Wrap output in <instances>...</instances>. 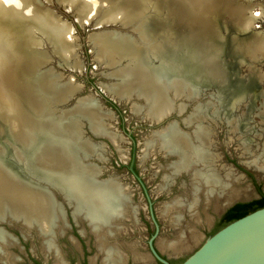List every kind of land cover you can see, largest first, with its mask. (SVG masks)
Masks as SVG:
<instances>
[{"label":"rangeland","instance_id":"1","mask_svg":"<svg viewBox=\"0 0 264 264\" xmlns=\"http://www.w3.org/2000/svg\"><path fill=\"white\" fill-rule=\"evenodd\" d=\"M7 1L0 0V6L6 4ZM143 1L149 6V10L142 20L148 21L158 14L155 9L157 5L154 3L158 0ZM197 1L207 23L204 30L196 32L199 37L203 35L202 43L198 41L200 38L197 39L195 33L191 36L195 42L190 43L192 48L198 44L205 49L203 58L201 59L199 56L200 58L197 60H199L198 62L204 61V63L207 61L209 68L205 69L207 78L204 77V79L209 81L213 88L202 90L198 101L206 106L209 101L212 102L217 115L213 111L209 114L198 113L195 109L196 103L180 100L178 104L184 103L187 106L182 114L174 113L162 123L153 125L142 118L141 113L144 115L146 111L142 107L146 104L143 99L134 96L132 100L127 97L131 101L122 100L120 102L118 100L121 99L112 93L110 88L122 83V78L117 74L121 69L128 68L129 64L127 60H121L122 62L120 61L119 64L112 67L108 65L110 62L119 60V56L118 54L114 55V52L111 51L105 52L103 49L102 41H99L101 37H98L101 35L98 33L105 29L96 30L92 24H88L90 21L85 17L90 4L87 2L88 5L83 11L77 9L80 7L74 8L75 13L62 7L57 0H51V3L46 4H43L42 0H31L34 7H39L38 9L52 14L51 17L55 22L71 29V34L67 39L73 48L70 57L66 58L61 54L58 42L56 44V41L54 42L53 39L40 33L33 34L34 41L31 45H27L26 51L45 55L46 57L41 56L40 60L44 57L48 60L45 65L40 66L39 72H41H36L34 78H39L38 74V76L42 74L41 78L51 76L52 79L48 83L53 88L63 89L73 86L78 89L71 95L75 98L68 97L66 100L62 98L63 100L59 99L60 101L56 103H53L52 98L46 95L44 103L46 102L45 104L48 105L47 110L53 109V114H48L51 116L48 118L55 122L56 120L52 119L55 113H58L57 121L68 116L69 120L67 121L78 126L79 141L95 147V152L91 155L100 156L99 147H104L105 161H97V157H94L91 162L97 163L103 168L101 179H116L122 185L123 190L124 187L128 190L124 191L128 192L126 195L130 200H128L130 207H127L126 219L116 222V225H123L122 229L104 227L105 231H101L105 236L102 241L104 246L117 252L115 255L117 258L107 262L105 248L98 235L91 229L88 222L75 221L72 217V209L65 204L63 197L57 194V200L64 202L67 211L66 226L64 227L61 220L55 223L56 232H59L62 227L64 230V234L56 238L57 252L48 251L49 245L45 243L46 239L40 235L37 229L27 231L21 224L4 223L0 224V227L4 228L8 235L16 240V242H10L11 247L7 249L8 254L5 253L8 256L5 258L8 261L7 264H156L157 256L176 260L178 264H183L211 237L213 230L228 208L239 202L258 199L260 191L264 193V52H252L251 54V45L248 44V40L254 35L258 39V32L264 34V0ZM60 2L69 7L64 0H60ZM104 3L96 5L98 15L111 10L110 6L104 5ZM113 3L111 2L109 5H113ZM2 10L3 7H0V11ZM173 10L171 6L166 7L167 15L171 16ZM251 13L257 15L254 26L250 28L255 33H243L245 36L241 38L242 32L239 27L247 22L246 18H250ZM95 19L97 22L99 21L98 17ZM85 23L87 25H84ZM167 24L171 27L174 26L173 21H170L169 18H167ZM187 26L185 24V29H188ZM192 27L194 30L199 29L197 22H192ZM24 29L23 34L26 31L29 34L28 30ZM106 29L108 33L103 32V36L111 34L109 33L111 31L119 39L128 38L124 34L131 33V30H123L111 25ZM129 29L133 30L131 27ZM115 31L117 32L115 33ZM237 32L241 34L239 35ZM27 33L24 34V37L30 43L31 35L29 36ZM119 33H123L122 36ZM93 34L94 37L91 38ZM37 39L42 40L43 42L40 41V43H44V45L37 48L34 44L39 42ZM2 42L10 49L8 44L0 38V43ZM150 46L152 45L147 47ZM102 52L106 54L105 59L100 56ZM54 54L63 59L68 69H72V71H62L58 65L59 59ZM3 59L14 62V57L4 52L0 46V63L3 62ZM158 61L155 59L154 64L157 65ZM51 67L62 71L64 76L70 79V82L60 83L59 77L62 78V74L60 76L55 74ZM195 75L202 78L198 74ZM18 77L14 79L21 86L23 83L30 84L23 73L18 74ZM194 84L196 83L192 82L191 84L193 89L194 86H197ZM23 92L30 94L29 90ZM225 93L227 96L228 94L234 96L232 97V106L236 110L233 112L230 111L231 107L229 109L222 108L220 100L223 95L226 97ZM190 94L187 92L185 96ZM77 99L80 100L76 102ZM21 102L23 101L21 100ZM28 105L30 106V103ZM84 108L86 110L92 108L101 112L107 132L114 134L115 137L93 136L88 127L87 112L84 113L81 110ZM31 109L36 116V121L40 125L46 126L47 120L42 116L47 111L46 106L39 107L41 109L39 110L31 105ZM215 109L213 108V110ZM193 112L196 115L193 114L194 116L189 117ZM198 115H201L202 119L193 121V118ZM219 115L221 116L219 117ZM188 117L189 119L186 120ZM208 118L211 121L203 122ZM189 121L192 122L189 123ZM185 122L189 126L193 125L194 134H190L193 132V128H188ZM171 125H177L183 132L194 135V137L196 131L201 132L202 137L209 143L204 146L208 169L220 180L219 187L209 196V200H206L204 195L199 196L200 199L195 209L189 207L192 200L189 175L184 173L173 175L172 173L171 164L177 161V158L171 155L166 156L159 147L150 148L148 144L151 139H156V133ZM83 128L87 132V138L89 137L91 141L87 140ZM90 129L92 128L90 127ZM21 130L27 132L26 129ZM10 143L5 138L0 141V163L7 171L18 168L15 164H22V161L19 162L22 156L18 153L15 157L13 146ZM196 144H200V142L197 140ZM254 161L257 162V165L253 164ZM81 164L85 169L89 167L94 169L93 166L84 165L82 162ZM42 189L49 193L44 187ZM178 199L180 200L178 201ZM175 202L178 208L171 206ZM0 203L5 206L4 202ZM6 205L8 206V204ZM133 213L136 214L134 217ZM10 215L8 214L6 217ZM176 215L180 219L179 223L175 225L173 217ZM18 219L23 221L22 216ZM23 222L26 224L25 220ZM32 224L34 227L39 222L35 218ZM168 242H177L179 251L163 250L162 243Z\"/></svg>","mask_w":264,"mask_h":264},{"label":"bare ground","instance_id":"2","mask_svg":"<svg viewBox=\"0 0 264 264\" xmlns=\"http://www.w3.org/2000/svg\"><path fill=\"white\" fill-rule=\"evenodd\" d=\"M64 2L70 8L80 7V9L77 8L80 11H83L88 2L90 7L85 18L91 21L98 17L97 25L108 24L113 26L122 24L124 27L133 28V31L143 36V40H146L144 38L159 39L154 45L139 42L133 38L119 39L113 34L98 36L101 37L99 41H102L105 52L111 51L114 52V55L118 54L119 56V60L113 63L110 62L109 66L117 65L121 60H127L129 64L128 68L121 69L117 74L122 78V83L110 88L112 93L120 99L127 97L132 99L134 96L143 99L146 104L142 107L146 110V116L149 118L158 117L162 119L165 114L164 110L167 109L172 99L176 98V94L180 97L185 96L187 92L190 94L193 91L192 82H196V80L205 82L204 77L207 76L205 63L204 61L198 62L197 58L201 57L202 59L206 51L202 45L197 44L194 46L195 48L191 46V43L195 42L191 39L194 33L197 39L200 38L198 41L202 43L204 40L203 35L199 37L196 32L204 30L207 23L204 20V14L198 7L197 0L155 1L154 3L157 5L155 9L158 14L148 21L142 20L149 10V6L143 0H64ZM102 2H105L104 5L110 6L111 10L105 8L107 11L102 15H98L97 6ZM111 2H114L113 5H109ZM31 3V0H8L6 4L0 6L3 7V10L0 11V38L8 44L10 49L3 42L0 43V46L4 49V52L14 57V62L3 59V62L0 63V141L3 138L7 139L11 142L10 145L13 146L15 157L18 153L22 156L19 161H22V164H20L21 169L15 167V170L7 171L0 163V202L5 203V206L0 203L1 217H6L8 214L17 218L22 216L23 221L25 220L26 225L30 227L33 226L32 221L36 218L39 222L38 225L43 230L49 231L52 229V221L57 219V208L49 193H46L40 185L33 182V180L45 179L55 184L64 195H68L72 191L74 195L78 196L82 207L85 206V202H88L95 207L97 213L98 211L102 212L99 216L103 219V221L101 220L102 223L97 222V217L94 218V216L90 220L93 222V231L103 244L102 241L105 236L102 235L101 231H105L104 227H110L112 223L105 220L106 218H103V215L106 217L114 214L118 215L120 210L127 213V207H130V204L125 198L118 199L119 194L122 195L123 192L118 191L117 186L111 183L93 185L89 180L88 177L94 175V169L92 167L83 168L82 160L77 152L72 149L80 146L84 147L89 154H92L95 152V147L88 144L86 146L85 143L79 141L80 132L77 124L67 121L69 120L67 119L68 116L59 121H57L58 117L54 116L52 119L56 120L55 122L48 118L51 117L50 114H53V109L47 110L48 105L45 104L46 102L44 103L46 95L52 98L53 103H56L60 101L59 99L66 100L71 97L78 89L73 86L63 89L53 88L48 83L52 79L51 76L41 78L42 74L41 76H38V74V80L34 78V74L39 72L40 66L45 65L48 60L45 55L26 51L27 45H31L34 41L33 34L40 33L53 39L54 42L56 41V44L58 42L61 54L66 58L70 57L73 48L67 39L71 34V29L69 26L67 28L59 22H55L51 17L52 14L38 9L39 7H34ZM169 6L174 9L171 16L167 15L166 12V7ZM250 16V18H246L248 19L247 22L239 27L240 32H252L250 28L254 26L257 15L251 13ZM167 18L173 21V27L168 26ZM192 22H197L199 29L194 30ZM179 23L182 24L179 25ZM185 24L188 25V29H185ZM1 27H4V29H1ZM24 28L29 32V34L27 31L26 33L29 36L31 35L30 43L24 37L26 35V33L23 34ZM257 36L258 39L254 35L248 40V44L251 45V54L252 52H264V34L258 32ZM40 41L42 40L34 43L37 48L44 45ZM148 45L152 46L147 47ZM105 55L104 52L100 54L102 59H105ZM41 56L45 57L40 60ZM153 58L154 60L158 59L160 62L158 61L157 65L154 64ZM162 72L173 76V81L166 80L165 77L159 75ZM20 73L25 75L30 84L23 83V86H21L14 79ZM195 74L202 76V78L197 77ZM40 78L41 81H39ZM18 79L20 78L18 77ZM163 87L168 91H165ZM26 90L30 91L29 95L23 92ZM31 105L38 109L44 105L46 106L47 111L42 114L47 120L46 126L40 125L36 121ZM178 106H180L182 112L184 110L183 104ZM81 110L84 113L87 112L86 115L94 133L110 138L115 137L114 134L107 132L101 112L92 108ZM165 115L167 116V114ZM199 118H201V115L195 116L193 121H197ZM191 122L189 121V123ZM21 129H26L27 132ZM195 134L194 137V135L183 132L177 125H171L156 133V139H151L148 143L150 148L157 146L165 154L177 157V161L171 164L173 175L183 173L189 175L192 198L189 207L191 209L197 208L200 195H204L207 200L219 187L220 182L218 176L208 169V161L204 150V146L209 144L208 141L206 142L199 130ZM197 140L200 144H196ZM253 164L257 165V162L254 161ZM18 169L23 173L26 172L24 175H29L23 177ZM68 170L70 171L68 172ZM124 190L128 191L125 187ZM171 206L178 208L176 202ZM173 218V223L178 224L180 217L176 215ZM252 233V231H249L244 237ZM50 244L53 245V241H50ZM243 245V247H238L235 251L229 252L227 259L223 258L221 261L216 262L215 256L217 253L218 255H225L223 251L218 250L203 264H224L252 249L251 244ZM104 248L107 262L117 258H115L117 252L114 249L109 250L105 246ZM161 248L165 251H179L177 242L162 243Z\"/></svg>","mask_w":264,"mask_h":264},{"label":"water","instance_id":"3","mask_svg":"<svg viewBox=\"0 0 264 264\" xmlns=\"http://www.w3.org/2000/svg\"><path fill=\"white\" fill-rule=\"evenodd\" d=\"M42 1H43V4L51 3V0H42ZM57 2L62 7L66 8V9H69L70 11H73V12L76 13V10L74 8H70V7L64 6V4H62L60 2V0H57ZM54 15H56L55 12H54ZM88 24H92L93 27L96 30L97 29H105L102 32L98 33V35H102L103 32L104 33L107 32L106 28L110 26L108 24L97 25L96 19L91 20ZM84 25H87V23H85ZM113 27H119V28H121L123 30H131L130 34L126 33L124 35L127 36L128 38H133V39H135V40H137L139 42L149 43V44H153L154 43V45H155L156 41L159 40L157 38H153L152 40L144 38V39L150 40V41L143 40L142 39L143 36H140L139 33L137 34L136 31H133L132 29H129L128 27L122 26V24L121 25L120 24L113 25ZM116 32L117 31H115V33ZM109 33L114 34V32H111V31ZM119 34L122 36L123 33H119ZM237 34L240 35L241 33L237 32ZM95 35H97V34H95ZM150 35H152V34H150ZM241 35H242L241 38L245 36L243 33ZM93 37H94V34H93V36L91 38H93ZM54 56L57 59H59V64L58 65H59V68L62 71H64V70L72 71V69H68V66L65 64L63 59H61L59 56H56L55 54H54ZM205 65H206V68H207L208 67L207 61H206ZM183 66L186 68L185 65H183ZM49 68H50V65H49ZM52 70L55 72V74H57L59 76L62 74V78L59 77L61 79L60 83H69L70 82L69 81L70 79L66 78L62 71H58V70H56L54 68H52ZM159 75H161L163 78L165 77V79L166 80L168 79L169 81H173V79H174L173 76H170L169 74H167L165 72H162ZM188 76L190 77L189 74H188ZM195 83L197 84V86H194V89H193L194 91H192V93L190 95L180 97L178 94H176V96L174 95L176 98L171 97V98H174V99H172L170 104H168L167 109L164 110L165 111L164 113L167 114V116L164 114V117L162 119L158 118V117L149 118L148 116L145 115V113H144V115L141 113V115L143 116L142 118L145 121H147V122H149V123L154 125V124L162 123L165 119H167L168 117H170L174 113L182 114L187 106H186V104L183 103L184 110L181 112V108H180V106H178V105L182 104V103L178 104V102L180 100L190 101V102L196 103L195 109L197 110L198 113L201 112V113H208L209 114V113H211V111H213L217 115V112H216V109H215V105L212 102L209 101V103H207V106H206L205 104H201L200 101H198V100H200L201 91L202 90H205V89H208V88L209 89L210 88L213 89L211 87V85H210V82H207V81L201 82V81L196 80ZM163 88L165 89V91H168L165 87H163ZM79 91H80V89H79ZM169 96H170V93H169ZM228 96L226 94V97H227L226 98L225 95H223V98H222V100H220V102H222L221 103L222 108L223 107H227V109H229L231 107L230 111L233 112L234 110H236L232 106V103H233L232 102V100H233L232 97H234V96L230 95V94H228ZM71 97L75 98L74 96H71ZM135 97H137V96H135ZM132 99H134V97ZM79 100L77 99L76 102L79 101ZM122 100L131 101V100L127 99V98L121 99V101ZM212 100H214V99H212ZM75 103H73V104H75ZM233 105L235 106V104H233ZM213 108L215 110H213ZM194 113L195 112H193L189 117L196 115ZM57 114L58 113H55L54 116L56 117ZM221 114H223V111H221ZM220 116L221 115H219V117ZM189 117L186 120H188ZM216 119H218V118H216ZM209 121H211V120H209V118H208V119L204 120L203 122H209ZM84 122L88 123V121H86V120H84ZM185 124H186V126L188 128L189 127L193 128V125L189 126L186 122H185ZM84 125H85V123H84ZM88 127H89V130H90V132H91V134L93 136L100 137V135H97L96 133H94L92 131V129H90L89 123H88ZM84 128H85V126H84ZM84 128H83V130H84ZM84 132H85V136H86L87 132L85 130H84ZM190 134H194V128H193V132L192 133L190 132ZM86 138H87V136H86ZM88 139L90 140L89 137L87 138V140ZM111 143L114 145L113 142H111ZM85 145L87 146V144H85ZM99 148L100 149H99L98 153L101 154L100 156H98V155L93 156V155L89 154L88 151L84 147H80V146L79 147H73L72 150H75L77 152V154L79 155L80 159L82 160L81 162L84 165H87V166L90 165V166L94 167V175L91 176V177H88L89 180L91 181V183H93V185H95V184H97V185H106V184H110L111 183V184L117 186V190L118 191H120L121 193L123 192L122 195L119 194V198L118 199L122 200V198H125V199L129 200L128 197L125 195L126 193L124 192V190L122 188V185L119 183V181L116 180V179H113V178L106 179V180L101 179V176L103 174V168L101 166H99L97 163L91 162V160L94 157H97L96 158L97 161H100V162L101 161L102 162L105 161V158H104V155H103V148L104 147L103 148L99 147ZM160 151L164 154V152L161 149H160ZM167 155H170V154H166V156ZM174 157H176V156H174ZM15 166L16 167L18 166V168L21 169L20 165H16L15 164ZM19 172L21 173V175L23 177H27V175H29V174L24 175V174H26V172L23 173V171H21V170H19ZM33 182H35L36 184L40 185L41 187H44L50 193V196H51V198L54 201L55 207L57 208L56 216H57V219L59 218V220L53 221V224L51 225L52 229H50L49 231L48 230H43L38 225H35L34 227H30V226L24 224L23 221H20V219H18L17 217H12L11 215L6 217L5 219H4V217H0V224H4V223L7 224L9 222H15V223L21 224L27 231H31V230L37 229V231L40 233V235L44 239H46L45 243L50 245L49 248L47 246L46 247H47L48 251L52 253L54 251L57 252L56 244H55L56 238L59 235H61V234L63 235L64 234L63 227H62V229H60L59 232H56V230H55L56 224L55 223L57 221L59 222L61 220L60 222L64 224V227L66 226L67 211L65 209L64 202L70 209H72L71 210L72 211V217H73V219L75 221H77V222H78V220L86 221V222H88V224L91 227V229H93V227H94L93 226V222H91V220H90L91 217H93V216H94V218L97 217V222L102 223L101 220L103 221V219L99 218V216H100V214H102V212L100 213L98 211V213H97L95 207L91 203H88V202H85L84 203L85 206L82 207L80 202H79L78 196L74 195L72 193V191H70L68 193V195H69V197H68L67 194L64 195L63 193H60L58 187L55 184H53L51 182H48L45 179L33 180ZM73 188L75 189V187H73ZM121 188H122V190H121ZM57 194H59V195H61L63 197L64 202H59L57 200ZM179 200L180 199H178V201ZM134 215H136V214L133 213V217H134ZM126 217H127V215H126V213H124L123 210H120L118 215L114 214V215L107 216V217L105 215H103V218H106L105 220H107L109 222H112L110 224V227H113V229L114 228L115 229H122L121 227L123 225H121V224L116 225V222H118V221H120L122 219H126ZM110 227H108V228L110 229ZM249 231L250 232L252 231L253 233L251 235H247V237H244V235L247 234V232L249 233ZM26 237H28V236H26ZM51 240L52 241L54 240L53 245L50 244ZM11 241L16 242V240L12 236L8 235V233L5 231L4 228L0 227V264H7L8 263V261H6L5 258L6 257L8 258V256H6V254H8L7 249H9L11 247V245H10ZM243 244H246V245H250L251 244L252 245V249L247 251V252H245L244 254H242V255H240V256H238V257H236V258H234V259H232V260H230V261H228L226 263H224V264H264V208L254 212V213H251V214L247 215L246 217H244V218H242L240 220H237V221L229 224L225 228L221 229L219 232H217L216 234H214L213 236L208 238L205 241V243L199 248V250L196 251L192 256H190L185 262H183V264H203V262L205 260L209 259L213 255V253H215L218 250H220V251H223L225 255H223V254L222 255L221 254L218 255V253H217V255L215 256V260H216V262H218V261H221L223 258L227 259V254L229 252L235 251L238 247H243L244 246ZM11 259H12V257H11ZM157 259H159L160 261H162L165 264H169L166 260H163V258H161L159 256H157ZM63 264H65V263H63Z\"/></svg>","mask_w":264,"mask_h":264},{"label":"trees","instance_id":"4","mask_svg":"<svg viewBox=\"0 0 264 264\" xmlns=\"http://www.w3.org/2000/svg\"><path fill=\"white\" fill-rule=\"evenodd\" d=\"M259 198L249 201V202H239L234 204L230 207L224 215L221 217L220 221L216 225L215 229L213 230L211 236L219 232L221 229L225 228L229 224L240 220L247 215L254 213L260 209L264 208V193L261 191L259 192ZM165 259V258H163ZM170 264H178L176 260H170ZM157 264H164L162 262H158Z\"/></svg>","mask_w":264,"mask_h":264},{"label":"flooded vegetation","instance_id":"5","mask_svg":"<svg viewBox=\"0 0 264 264\" xmlns=\"http://www.w3.org/2000/svg\"><path fill=\"white\" fill-rule=\"evenodd\" d=\"M163 260H166V261L169 263V261H170L171 259H163ZM158 262H162V261H160V260L158 259V260H157V263H158ZM157 263H156V264H157ZM162 263H163V262H162ZM164 264H165V263H164ZM169 264H170V263H169Z\"/></svg>","mask_w":264,"mask_h":264}]
</instances>
